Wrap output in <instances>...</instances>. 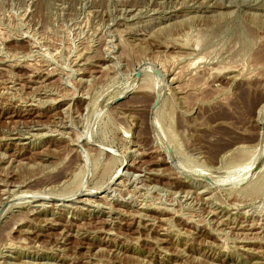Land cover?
I'll list each match as a JSON object with an SVG mask.
<instances>
[{
  "label": "rangeland",
  "instance_id": "rangeland-1",
  "mask_svg": "<svg viewBox=\"0 0 264 264\" xmlns=\"http://www.w3.org/2000/svg\"><path fill=\"white\" fill-rule=\"evenodd\" d=\"M263 111L264 0H0V264H264Z\"/></svg>",
  "mask_w": 264,
  "mask_h": 264
},
{
  "label": "bare ground",
  "instance_id": "bare-ground-1",
  "mask_svg": "<svg viewBox=\"0 0 264 264\" xmlns=\"http://www.w3.org/2000/svg\"><path fill=\"white\" fill-rule=\"evenodd\" d=\"M231 109V108H230ZM264 112V111H263ZM263 116H264V114H263ZM250 166H247V168L246 167H244V169H247L244 173L245 174H247V173H249L250 171H251V167L249 168ZM242 172H243V170H242ZM236 178V177H235ZM203 191V190H202ZM252 224V223H251ZM263 226V225H262Z\"/></svg>",
  "mask_w": 264,
  "mask_h": 264
}]
</instances>
